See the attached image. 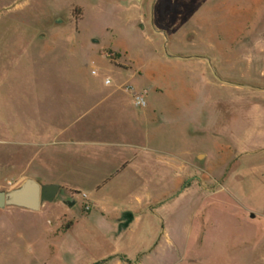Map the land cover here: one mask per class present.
I'll use <instances>...</instances> for the list:
<instances>
[{"label": "rangeland", "instance_id": "1", "mask_svg": "<svg viewBox=\"0 0 264 264\" xmlns=\"http://www.w3.org/2000/svg\"><path fill=\"white\" fill-rule=\"evenodd\" d=\"M106 81L150 92L154 170L117 176ZM28 179L61 190L0 211V264H264V0H0V191Z\"/></svg>", "mask_w": 264, "mask_h": 264}, {"label": "crops", "instance_id": "2", "mask_svg": "<svg viewBox=\"0 0 264 264\" xmlns=\"http://www.w3.org/2000/svg\"><path fill=\"white\" fill-rule=\"evenodd\" d=\"M157 33L160 36L165 35V31L163 29H159ZM113 53L116 55L117 59L115 62H111V63L115 65L116 70H118V73H120V76L123 77L124 75L132 74L131 75L132 78H136V77L142 78L140 71L133 72L132 70L133 67L131 63L126 62L125 65L120 64L119 61L121 60V55L115 52ZM195 58L198 59L200 57H195ZM153 66L154 64H150V67ZM150 73L153 75L152 72ZM105 84L108 86L107 88L108 91L104 94L103 100L100 102V104H96L95 107H93L91 110L96 111L100 105H104L105 111L111 113L110 116L114 115L111 121L114 123H119V125H123L125 127L124 132H117L113 135V131H112L107 134H104V136L106 137L108 134L111 137L109 143L108 144L105 143V145H115V147H118V149L114 153V156L116 157L115 159L117 160L119 159V165H118L119 167L115 168L117 176L120 173L119 171L120 166L122 167L121 171L127 168H137V167L140 172L154 170L155 164H159V161L154 160L151 157L144 158L142 153L146 149L144 148L143 143L144 142L148 143L149 141H153L155 139V136L152 134L151 128L156 124L157 111L155 108L154 109L151 108V102L149 101L150 92L146 88H139L134 84H132L137 91H144L147 93L148 107L145 110H139L133 106L131 95L127 91V87L131 85L129 81L116 82L112 85L107 84L106 81ZM210 87L213 88L212 86ZM154 92L159 93V90L155 89ZM67 130L61 132L60 136L66 134ZM81 143L83 144L82 140H79L76 136H72L71 138L68 139L67 142V144H77V145ZM147 151H150V149H148ZM70 153L74 157L76 156L80 158V159L77 158L79 159V163L80 162L83 163V160H86V158L87 159L91 158V154L82 150H76V151L71 150ZM94 155L96 156V154ZM180 156L181 155H179L178 157L175 156V158L173 156L172 159L170 160L163 159L160 162L166 167L169 166L175 167L177 165V170L186 172V165H189L191 163L193 156L192 159H189L187 157H186L187 159H180ZM109 182L110 179L105 178V179H101L100 182L93 185V187L96 189L95 194H98L104 187L108 185ZM80 186L81 185L79 184L72 185V187L74 188H78ZM86 196L89 199L94 195H86ZM135 221H136V217H134L133 223H135ZM118 225H119V221H118Z\"/></svg>", "mask_w": 264, "mask_h": 264}, {"label": "water", "instance_id": "3", "mask_svg": "<svg viewBox=\"0 0 264 264\" xmlns=\"http://www.w3.org/2000/svg\"><path fill=\"white\" fill-rule=\"evenodd\" d=\"M140 4L142 0H129ZM58 185L41 186L32 179L26 180L20 187L10 191H0V211L17 208L37 213L44 203H52L59 194ZM254 218V216H252ZM134 222V215L127 212L119 220V232L126 230Z\"/></svg>", "mask_w": 264, "mask_h": 264}, {"label": "built area", "instance_id": "4", "mask_svg": "<svg viewBox=\"0 0 264 264\" xmlns=\"http://www.w3.org/2000/svg\"><path fill=\"white\" fill-rule=\"evenodd\" d=\"M107 84H109L108 81H107ZM127 91L130 93L131 98H132L133 106L136 109L145 110L148 107L147 93L146 92L137 91L135 88L130 87V86L127 87ZM82 198L84 200H87L88 197L86 195H82Z\"/></svg>", "mask_w": 264, "mask_h": 264}, {"label": "flooded vegetation", "instance_id": "5", "mask_svg": "<svg viewBox=\"0 0 264 264\" xmlns=\"http://www.w3.org/2000/svg\"><path fill=\"white\" fill-rule=\"evenodd\" d=\"M143 1V0H142ZM70 204V203H69ZM74 204V203H73Z\"/></svg>", "mask_w": 264, "mask_h": 264}, {"label": "trees", "instance_id": "6", "mask_svg": "<svg viewBox=\"0 0 264 264\" xmlns=\"http://www.w3.org/2000/svg\"><path fill=\"white\" fill-rule=\"evenodd\" d=\"M78 12V11H77Z\"/></svg>", "mask_w": 264, "mask_h": 264}]
</instances>
